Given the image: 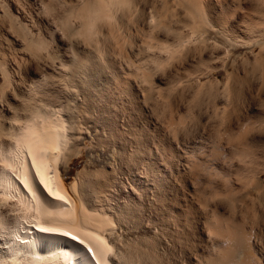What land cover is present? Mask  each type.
<instances>
[{"label": "bare ground", "instance_id": "obj_1", "mask_svg": "<svg viewBox=\"0 0 264 264\" xmlns=\"http://www.w3.org/2000/svg\"><path fill=\"white\" fill-rule=\"evenodd\" d=\"M81 1L73 9L70 8V12L63 18L67 23V28L71 26V36L69 35L71 37V51L66 56V61L59 63V70H54L58 69L57 63H54L55 57L42 41H38L37 38V41L34 40L35 35L33 36V34H31L30 40L26 41L28 57L36 62H42L44 67L54 74V77H50L59 83L63 92L62 95H64L63 101L56 103L57 101H52L53 97L50 96L52 99L49 100L41 95L43 93L41 85L47 79L46 74L40 75L36 81L23 83V86L17 81H12L16 86L22 87L20 96L17 95L19 98L18 105L13 108H6L7 115H9L7 118L1 119L0 117V264H164L158 247L162 246L166 238L165 234H168L169 230L163 225L165 221H163L162 228H167V230L161 229L160 231V227L157 231L155 226H152L154 223L151 225V221H145L142 214L143 197L142 199L139 198V203L127 200L112 206L108 201V197H111L108 192H112L110 189L114 186L111 185L112 182L106 183V180L100 184L93 182L97 178L96 175H93L96 173L94 170L91 172L86 170V167L73 174L75 175L73 183L67 184L64 181V176L68 173V161L80 152V145L83 144L82 141L87 128L108 132L112 142L116 144L114 141L118 139L114 133L116 122H119L118 119L122 117L130 120L131 114L127 108H130L131 105L140 106V102H144L141 103L144 107L143 105L148 104V101L153 98L151 97L153 93L156 94L155 97L158 96L164 100L171 97L170 101L162 100V102H166L164 107L167 110L165 111L169 110L172 116V113L175 112L173 107L176 108V106L172 107L174 105L172 99L177 97L175 100L177 101L180 95L179 100L181 98L182 103V91L184 89L189 88L191 91L194 89L196 94L193 93V95L196 96L201 93L202 87L207 85L212 87L217 82L213 71L218 72L219 69L225 73L222 82L223 94H221V90L220 95L223 97L225 91L227 96L221 99V103H217L216 97L219 91H216L215 94L213 89V95L211 92H206L214 96L207 97L210 100L213 98L211 103L207 104L210 105L209 109H212L213 116L218 117L220 125L223 126L220 133L231 130L230 121L240 119L237 114L239 99L242 101L258 99L259 102L264 97V72L258 78L260 81L256 79L253 83L248 82L245 75L247 73L239 77V75H234L237 73V69H235L236 73L228 72L229 65L235 64L234 61H237L238 56L244 57L241 59L242 63L250 62L254 68L264 71V3H261L260 0L251 1V7L246 11L247 20L234 25L226 21L229 22L230 25H228L220 20L224 18L221 17L222 14L218 15L216 11L214 12L209 8L210 6L208 7V3L201 0H174V7L177 6L176 8L172 5V8L167 7L166 0ZM65 2L67 1L65 0ZM69 2L72 3V1ZM232 2L235 3L236 0H232ZM104 28H106V33H103ZM135 32L141 33L142 38L138 41L144 39L143 42L139 44L136 41L139 44L137 46L136 43L130 41L131 43L125 47L124 44L127 43L125 40L128 39L129 41ZM121 40H124L125 43L121 44ZM257 46L259 50L253 54V49ZM152 49L158 53V55L155 54L156 57L152 55L154 52L150 53L152 57L147 56V52L149 50L151 52ZM144 51L146 53L143 56L142 52L144 53ZM250 56L253 57V62L248 61ZM132 58H139V62L136 64L135 59L132 60ZM227 61L230 64L227 65ZM158 69L167 70V72L172 70V79L166 83L165 92L163 88V91L159 88L160 86L157 87L155 79L152 78V70L155 73L159 71ZM160 73L162 74L163 71ZM3 77L4 85L0 99L5 97V88L10 84L8 76L4 75ZM237 81L240 83L238 84ZM245 87L247 91L244 90ZM55 88L53 87V89ZM207 88L205 87L206 90ZM220 95L217 99H220ZM184 96L185 94H183ZM152 100H154L153 103H156L155 98ZM119 102L121 105H118ZM160 102L159 100L158 103ZM152 105L150 104L151 107ZM3 106L4 103L0 105V107ZM196 106L200 107L201 105ZM207 106L205 107L207 108ZM205 111L204 114H207L206 109ZM169 113H167L168 116ZM183 115H179V117ZM205 115L198 113L197 118L198 116L205 117ZM175 120L172 122H177ZM206 123L202 125L203 133L206 130ZM83 126H86V130L83 129L85 128ZM174 126L176 125L174 124ZM220 129L218 128V130ZM170 130L171 133L173 130ZM228 133L226 134L229 136ZM129 135H131V130ZM168 135L171 136L172 133ZM202 135H199L202 137L201 139H203ZM97 136L95 135L97 140L94 137L96 141L105 142L106 138H102V140L98 139ZM174 136L176 138V134ZM108 137L107 140L110 141ZM133 137L136 146L134 150L131 149L129 163L125 161L129 168L138 166L139 164L137 165L133 160L140 161L142 158L141 149L138 146L140 137L136 135ZM168 137L165 138L167 141ZM175 138L173 137L176 141ZM204 138L206 139L207 135ZM173 139L171 138V141ZM131 140L133 141V138ZM239 142L238 144L241 146V141ZM165 143L170 144V142ZM213 143L212 148L215 149L213 154L216 155L209 156L206 154L200 161L192 159L185 149L184 151L179 149L181 152L179 151L174 155L176 152H169L170 145L166 146L170 148L167 151L169 154L166 156L169 160L167 161L168 166L172 165L174 157L176 160L178 158V160L184 161L187 164V170L198 164L202 167L203 175L208 177V181L211 176L212 178L218 177V180L220 178L221 182L225 183L223 184L224 192H228L226 189L229 188L225 187H227L226 185L231 186L229 183L231 179L227 173L216 170L214 165H217L219 161V163L224 164L227 159L231 162V157L233 161L234 159L237 160L234 176L236 175L240 189H248L254 186L255 189L260 190L263 183V179H260L263 178L264 174V160L261 161V157L255 154L257 150L251 151V144L249 143V145L247 144L249 147H245L246 143L243 142V144L245 143L244 146L242 145L244 148L240 147L242 150H238L239 146L235 145L232 152L233 156L227 157L219 149L220 146H217L215 142ZM4 144L8 145L6 149L2 147ZM99 145L97 144V146ZM124 146L122 144L120 148L123 149ZM164 149L166 151L167 148L164 147ZM230 149L232 148L230 147ZM172 150H174L173 147ZM158 153L160 155V152ZM262 158L264 159V157ZM145 163L149 164V162ZM142 173L147 182V184L145 183L146 186L148 187L152 183L155 189L151 201L146 200V204L148 203L157 209L158 205L161 204L159 206L161 207L165 203L162 194H160L163 190L161 189L162 186L157 184V180H149L150 174L147 176L146 172ZM96 174L98 175V172ZM103 175L107 174L103 173ZM94 176H96L94 180L90 178ZM230 177L232 176L230 175ZM208 181L206 185L203 184L205 186L202 190L201 206L199 203L197 206L199 209L201 208L202 212L200 210L199 214L202 213V216L203 214L209 215L211 212L210 216L215 217L217 212L210 210V206L213 204L211 202L217 200L221 194L215 190L217 186L212 185L214 181ZM215 195L219 196L213 200ZM262 197L261 200L264 201ZM231 200L233 202L235 199ZM253 200L249 203L251 204L250 207L245 205L243 207L255 209L254 204L256 203ZM234 204L236 203L234 202ZM234 207L237 208V206ZM263 212H258L255 216L261 223H264L260 220L264 221ZM235 223L237 224V222ZM216 225L219 228L216 229L215 227V231L224 239V243L213 246L212 251L215 255L212 258L213 254H211L208 261L222 264H256L258 262L256 257L258 250L254 249L257 241L254 240L252 243L248 238L251 233L249 236L241 234L242 232L237 234L235 231L230 232L228 226L223 227L221 223ZM40 228L51 229L53 232L41 233ZM118 230H124L121 239L117 238L118 235L116 236ZM259 231L261 233L262 229ZM64 233L68 235L65 236ZM163 234L164 236H162ZM72 237L76 239L73 240ZM258 238L256 236V239ZM89 249H91L90 252ZM210 262L208 264H211Z\"/></svg>", "mask_w": 264, "mask_h": 264}, {"label": "rangeland", "instance_id": "obj_2", "mask_svg": "<svg viewBox=\"0 0 264 264\" xmlns=\"http://www.w3.org/2000/svg\"><path fill=\"white\" fill-rule=\"evenodd\" d=\"M66 1L68 2V6L65 0H57V1L56 0H0V63H1L0 64L1 65L0 66V94L2 93L1 91L4 85L3 76L7 75L8 78L10 79L9 80L10 84L8 87L5 88L6 90L5 97L10 96L11 100L14 101V103H9L5 99L4 106H3L4 108H13L18 105V99H19L18 96H20L21 94L22 87L16 86L12 81H17L19 82L20 85L22 84L23 86L26 83L36 81L40 75H45V74H46L47 79L41 85V91L43 92L41 95L44 98L49 99V100H51L52 99L51 97H53L52 101H57L56 103L63 101L64 95H62L63 92L61 91L59 83H56L53 80V78H51L52 76L54 77V74H52V72L49 71V69L44 67L42 62H36L33 59L31 60V57L30 58L28 57L27 55L28 51L26 49V43H27L26 41L30 40L31 34H33V36L35 35L33 38L34 40H36L37 38L38 41H42L47 46V49L49 50V52H51V54L55 57L54 63L55 64L57 63L56 65L58 69H54V70H59V66H60L59 63H64L66 61L65 59L66 56L69 55L71 51V39H70L71 38L70 37L71 36L70 35L71 26L67 28V23H65L64 21L65 19L63 18H65L66 17L65 15H67V13L70 12V8L73 9L75 5H79L82 2L81 0L80 1L79 0H66ZM69 1H72V3ZM201 1L202 2L204 1V3H208V7L210 6L209 8L213 10L214 12L216 11L218 15L222 14L221 17L226 18V19L224 18L220 19L222 20L223 23H227L228 25L230 24L234 25V24L241 23L244 20H247L246 12L242 14L240 20L238 21L235 20L236 9L229 11L226 8V5L228 4L229 0H201ZM251 1L253 2L255 0H243V2L248 5V8L251 7V4H252ZM166 2H167V5L166 4L165 5L169 8H172L175 6L174 0H166ZM226 21H229L230 24L229 22H226ZM105 29L106 28L103 29L104 31V32L102 31L103 33H106ZM141 38H142L141 33L135 32V34L131 35V39L129 41L128 39L125 40V42L127 41V43L124 44V46L126 47L127 44L129 45V43H131L130 41H133L134 43H136L137 41L140 44V42H143L144 40L142 39V41L139 42L138 40H141ZM146 39L148 40V38H145V40ZM123 41L124 40H121V44L125 43ZM263 41H264V38H263ZM138 43H136V45ZM258 50H259V47L258 46L255 47L253 49V54H256ZM148 52H147V56L149 57H152V55L156 57V55H158V53L156 51H153V49L151 50V52L149 53ZM145 53H146L145 51L144 53L142 52V55L144 56ZM150 53L151 54L153 53V54L150 55ZM138 56L140 58V55ZM238 57H239V60H238ZM238 57L236 58L237 61L236 62L234 61L235 64L229 65L228 72L236 73L235 69H237V73L234 75L235 76L239 75V77L244 76V74L247 73L245 75L248 78V82L253 83L256 79L260 77V75L264 71L254 68L250 64V62H247L246 64H244L245 62L242 63L241 59H243L244 57L242 56H238ZM250 57H248V61L253 60V57L251 59ZM136 58H132V60L135 59L134 61H136V64H137V62H139L138 61L139 58L138 59ZM48 61L51 62V60H48ZM228 62L229 61H227V65L230 64V62L229 63ZM218 64L221 65V63H218ZM60 68L63 69V67H60ZM162 71L163 73L161 74L160 72ZM162 71L159 70L154 73V70H152V73L154 75H156L157 73L155 77L152 74L153 76L152 78L155 79L154 81L157 87L160 86L159 88L166 89L167 87L166 83L170 82L169 79H172V70H169V72H167V70H162ZM213 72H214L213 75L214 77L217 78L218 83L215 82L214 85H212V87L208 85L202 87L201 93L197 94L196 96L193 95V93L196 94L194 89L192 91L189 88H187L188 90L184 89L183 91L181 89L182 93L185 94L184 96L185 98L183 97V94H182V98H183L182 103H181L182 99L180 98L179 100V97H181L180 95L178 96L179 101L178 100L175 101L177 97L172 99L173 104H174L172 105V107L176 106V108L173 107L175 112L172 113V116L169 113V110L165 111L167 110V108L164 107L166 102L171 100V97L168 98V100L165 99L166 102H162V100L163 101L165 100L160 99L158 96L155 97L156 94L153 93L154 95L152 94L151 97H153L152 99L155 98L157 104L155 102L154 103L156 105L153 103L154 100L152 99L148 101V104L147 103L146 105L144 104L143 105L144 107H142V104L144 102L143 103L140 102L139 104L140 106H136L137 104L136 105L133 104V106L131 105L132 107L130 106V108H127V110L131 114L130 120H128L125 117H122L118 119L119 122H116L115 129H114L115 131L114 133L117 135L116 138H118L117 140H114L116 144L112 142L111 140L112 138L110 137L108 132L106 133L105 131L103 132V131L98 130L99 133L104 135L102 136L101 134L98 133V131H95L92 128H87L86 135L84 136V139L82 141L83 144L80 145V152L78 153V155L74 156L73 158L71 157L68 161V164H67L68 173L64 176L65 177L64 181L67 184L73 183L75 180V177H74L75 175L73 174L87 167L86 170H90V171L94 170V172L96 173L98 172V175L96 173L95 174L93 173V175H96L97 178L96 176L90 177L91 179L93 178V180L94 178H96L94 181L93 180L91 181L95 182L96 184L103 183L105 180H106V183H109V184L112 182L111 185L114 187L110 189L112 192H108L109 195H111V197H108L109 200L107 199L109 201V204H111L112 206L124 203L127 200H131L132 202L139 203V198L142 199L143 197L142 214L144 216L145 221H149V222L151 221L152 222L151 225L154 223V225L152 226H155L154 228L157 231L159 227H160L159 231L161 229L167 230V228L169 230L168 231L169 235L165 234L166 238L162 246L158 247L159 248L158 251L163 257L162 261L164 262V264H208L210 262V260L208 261V258H211V254H213L212 258L215 255L214 251H212L213 250L212 248H214L213 246L218 243L220 245L222 242L224 243V239L220 235H218L215 231L217 228H219L218 225L215 226V224L217 223L218 224L221 223V226L223 227L228 226L229 229L231 230L230 232L235 231L237 232V234H239V232H242L241 234H246L248 236L250 235L249 233H251V235L248 238H250V241L252 243L254 240L257 241V243L255 244L257 247L255 246L256 248L254 247V249L260 251V252L257 251L256 253L257 256L255 255L258 258L257 259L258 262L255 260L257 262L256 264H264V223L259 222V219L255 217L256 213L258 214V212H261V211L263 212L264 210V201L261 200V197L264 195V174H263V178L260 179V180L263 179L262 180L263 183L261 182L262 184L260 186V190H258L257 188L255 189L254 186L248 189L246 188L242 190L240 189L237 178L235 177L236 175L234 176L235 169L237 168V165H236L237 160L234 159L233 161V159L230 157V156H233L232 152L235 148V145L239 146L240 144H238V142L241 141V146H239L238 150H242V148H244L243 146L245 143H246L245 147H249L248 145L250 143L251 144L250 150L251 151L257 150L255 154L258 157H261L260 158L261 161L264 160L262 158L264 157V99H263L264 97H262L261 100L259 99L260 101H262L263 99L261 103L260 101L258 102V99H252V100L245 99L243 101L242 99H239L238 101L239 105L237 107L238 109L237 114L239 115L240 119L238 120L233 119L230 121L231 124L229 125H231V130L226 132V133L229 132L228 133L229 136L226 133L221 134L220 132H222L223 126L220 125L219 118L213 116V113H211L212 109H209L210 105L207 104V103L210 104L213 98L210 100V98L208 99L207 97H210L211 94L213 95L214 91H215L214 92L215 94H216V91H219V94H217V97L218 95H220V91L222 90V87H223L222 82L224 80L225 73L220 69L218 72H216L215 70ZM162 76H164L167 80L165 79L166 80L165 81L164 77L162 78ZM258 81H260V79H258ZM216 83L222 86L217 85ZM237 83L239 84L240 81H237ZM12 85H15V86H12ZM53 87L54 88L56 87V88L53 89ZM205 87H208L207 90L209 89V91H207ZM57 88L58 89L60 88L59 89L60 91ZM165 89H164V92H165ZM213 89L214 91H212ZM244 90L247 91L246 87ZM206 92L207 93L211 92V94L209 95ZM226 93L224 91V95H223L224 98L227 96ZM221 94H223V90ZM202 95H205L206 97ZM193 96L194 98H192ZM217 97H216V100L218 101L217 103H221L222 102L221 99L223 97L221 95L219 96L220 99H217ZM159 100L163 103L162 105H161V102L158 103ZM150 102H152L153 105ZM196 103H198L201 106L200 107L196 106L198 105ZM150 104L152 105V107L150 106ZM118 105H121V103L119 102ZM191 105H192V108H191ZM148 106L150 107V109H148L149 108ZM205 106H207L210 112ZM188 108L190 111L188 110ZM205 109L207 110L209 115L208 113L207 114L205 113L206 115L204 114ZM179 110L181 114H179L180 113ZM151 111L153 112V114ZM166 112L169 113L170 118H174L172 119L173 121L176 119L175 121L177 122H172V120L169 118ZM198 113L201 115L203 114V116L205 115V117L200 116L201 117L200 118L198 116L197 118ZM187 114L188 115L190 114V115L188 116ZM179 115H183V116L179 117ZM8 116L9 115H7L6 113L0 111L1 119H5ZM209 116H212L210 117L212 119H210ZM178 120L182 121L181 123H179L180 125L176 124L179 122ZM205 120L206 121L209 120L210 122L208 121L206 123ZM172 123H174L176 126H174V124ZM203 123H206L207 125L206 126L207 132L205 130L204 133L202 132V125H204ZM83 127H85L83 129L86 130V126H83ZM176 127L178 128L176 129ZM170 128H172L171 130L174 129L171 132L173 136L168 135V134H171L169 132ZM218 128L219 129L221 128V129L218 130ZM130 130H131V135H129ZM174 133L176 134V138L174 136L175 135ZM202 134H205V135H202ZM235 134H236V138H235ZM95 135L98 137V139L106 138L104 140L105 142L107 141L106 144L105 142H101L103 143L101 144L100 142L96 141L97 138L95 137ZM134 135L140 137V141L138 139V144L140 143L138 146L141 149L140 154L142 153L141 154L142 160L140 159L141 163L139 160L138 161L133 160V162L139 165L133 168H129L127 167L128 165L126 162L128 161L129 163L131 159L129 158L130 157L129 154L132 152V150H134L136 146V144H134L135 143V140L133 137ZM167 135L170 137V139ZM199 135L200 136L202 135L203 139H201L202 137H200ZM206 135H207V138H209V139L206 138L207 140L204 138V136L206 137ZM226 135L228 136V138ZM165 136L168 137V141L166 140L167 137ZM94 137L96 138V140ZM107 137L110 141L107 140ZM173 137L176 139V141L173 139ZM198 137L200 138L198 139ZM130 138L131 139L133 138V141ZM171 138L173 139L172 141H171ZM218 139L221 141H219ZM174 141L177 142L176 143L177 145L180 141L179 145L182 148L179 145H178L179 147L178 148L177 145L174 143ZM96 142L98 145L100 144L99 146L101 148L97 146ZM165 142L167 143L170 142V144H166ZM213 142H215L217 146H220V148L219 147L218 148L221 149L222 153H224L225 156L227 157L229 156L231 159V162H229L230 160L227 159L224 164L219 163L220 162L219 161L217 165H214L216 166V170L227 173L229 179H231L229 183L231 184L232 187L231 186L228 187V185H226L227 187H225V188H229V189H226L228 190V192H224L223 184L225 183H222L221 182L222 180L220 178L218 180V177L215 178L213 176L214 178H212L211 176L208 181V177L203 175L202 167L199 166L198 164H196L193 168H191L192 170L189 168H188L189 170H187L186 168L187 164H185L184 161L178 160V158L176 160V157H174V160L172 161V165L168 166L167 161L169 160H168V157L166 156L169 154V152L172 153V151L174 153L176 152L174 154L176 155L177 153H179L180 151L179 149H181L182 151H184L185 149L188 155L191 156L192 159L194 160L198 159L199 161L202 157L206 156V154L209 156L216 155V154H213L215 151V149L212 148V145H214ZM243 142L245 143L243 144ZM122 144L123 146L125 145L123 148L125 151L120 148ZM171 144L175 151L172 150ZM169 145L171 149L169 147H166ZM221 145H223V147H221ZM106 146H108L110 149L107 148ZM260 146L261 148H259ZM102 147H104L105 149ZM164 147L167 148L166 151L165 149L163 150ZM230 147L232 149H230ZM111 148L113 149V151ZM161 150H163L162 153H161ZM168 150L169 152L167 154ZM123 151L126 154H124ZM158 152H160V155ZM123 154L124 156H122ZM218 158L220 159L219 156ZM144 161L147 163L149 162V164H146ZM177 161H179L180 163ZM142 163L145 167L142 165ZM142 172H146V175L150 174L149 176L147 175L148 179L149 180L154 179V181L157 180L156 181L157 184H159L160 187L162 186L161 189L163 190H161L160 194H162L163 196L162 198L165 201L164 203L165 205L163 204L161 207H159L161 205L160 204L158 205L157 209H154L153 206L148 205V203L146 204V200L151 201L153 197V192L155 189L153 188L152 183H150L148 187L146 186L147 182L145 181V178H143ZM103 173L107 175H103ZM230 175L234 177V179H232ZM207 181L208 182L214 181L213 182L214 184L212 185L213 186L215 185V187L217 186L215 190H218L217 193L221 194L220 196L215 195L216 197L214 196L213 200L214 198H217L218 196L219 198L211 202V204L213 203L214 205L212 204L210 206V210H214L217 212L215 217L210 216L211 212H209V215L203 214L204 217L202 216V213L199 214L201 208L199 209L198 206L200 204V201L203 198L202 190H204L203 188L206 185ZM219 189L222 190V191L220 190V193H219ZM246 197L248 199L250 198L251 200L254 199L253 201H255L256 203L254 204L255 209L243 207L244 205L248 207L251 206V204H249L251 203V200L249 199L250 200L249 201ZM262 198H264V196ZM231 199H235V200L232 202ZM234 202L237 205L234 204ZM241 203H243L241 205L243 208L240 206ZM234 206H237V208ZM177 220H178V223H177ZM260 220L264 222L262 219ZM163 221H165L164 224H163ZM235 222H237V224ZM170 223L172 226L170 225ZM206 223H208L209 226L208 224L206 225ZM259 223L261 224L259 225ZM162 224L167 228L163 229ZM259 229H262L261 233H259L260 232ZM123 233H124V230L123 231L118 230L116 233V236L118 235L119 237L117 236V238L121 239L122 238L121 235H123ZM162 236H164V234ZM256 236L259 238L256 239ZM210 263L215 264L216 262L215 263L210 262ZM218 264H222V263H218Z\"/></svg>", "mask_w": 264, "mask_h": 264}, {"label": "snow or ice", "instance_id": "obj_3", "mask_svg": "<svg viewBox=\"0 0 264 264\" xmlns=\"http://www.w3.org/2000/svg\"><path fill=\"white\" fill-rule=\"evenodd\" d=\"M260 2L261 3H264V0H260ZM226 8L229 11H231L233 9H236L235 20L238 21V20H240L242 14L248 10V5L245 4L243 2V0H236V3H233L232 0H229L228 4L226 5ZM186 67H187V65H186ZM5 99L9 103H14V101L11 100V97L8 96V97H5L3 99H0V105H3ZM0 111H2V112H4V113L7 114V109L4 108V107H0ZM2 147L6 149L8 147V145L4 144V145H2ZM37 187H39V186L37 185ZM39 231L41 233H45V234H48V233L53 232V230L46 229V228H40ZM63 235L67 236L68 234L67 233H64ZM72 239L75 240L76 238L75 237H72ZM88 251L90 252L91 249H89Z\"/></svg>", "mask_w": 264, "mask_h": 264}]
</instances>
